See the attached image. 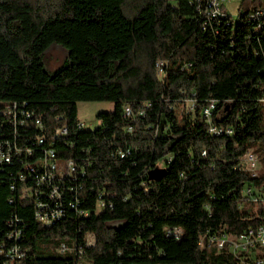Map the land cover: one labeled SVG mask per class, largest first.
Returning <instances> with one entry per match:
<instances>
[{
    "label": "trees",
    "instance_id": "obj_1",
    "mask_svg": "<svg viewBox=\"0 0 264 264\" xmlns=\"http://www.w3.org/2000/svg\"><path fill=\"white\" fill-rule=\"evenodd\" d=\"M257 5L238 0L245 11ZM200 17L192 0H0V146L11 155L0 160V264H236L197 242L206 231L264 222L262 204L245 207L253 202L242 197L238 205L244 183L264 187V15L228 24L212 17L203 26ZM53 41L66 58L49 71L41 52ZM157 60H165L160 75ZM99 99L112 108L95 112L94 127L78 126L76 101ZM209 99V121L230 133L207 131L199 110ZM37 115L43 129L33 125ZM61 126L66 133L52 136ZM39 134L38 146L30 140ZM46 140L83 174L56 182L62 216L43 226L33 212L47 188L34 178L44 170L17 175H27L24 161L41 155ZM12 141L34 154L16 153ZM248 147L259 154L256 175L239 164ZM153 167L162 170L156 177ZM24 187L31 192L21 196ZM97 199L106 205L97 209ZM164 226L181 236H165ZM59 244L70 250L57 252ZM13 245L18 257L5 258Z\"/></svg>",
    "mask_w": 264,
    "mask_h": 264
},
{
    "label": "built area",
    "instance_id": "obj_2",
    "mask_svg": "<svg viewBox=\"0 0 264 264\" xmlns=\"http://www.w3.org/2000/svg\"><path fill=\"white\" fill-rule=\"evenodd\" d=\"M194 3V8L196 13L201 17V25L203 26L210 18L218 17L223 20L224 24H228L231 21H249L254 19H259L262 15H264V0H259V5L254 6V8L249 10H243L237 4L235 5V17L230 16L225 4L228 0H192ZM165 60H157L156 61V73L158 75L161 74L162 69L160 67ZM6 113H9L11 110L14 111L15 105L12 103L11 105L6 106ZM192 107V103L188 105V108ZM213 107V100L209 99L208 102L200 107V114L203 116L204 120L207 121V131L210 133L218 134L220 132L230 133L231 128L227 125H218L213 124L209 121L210 110ZM19 112L24 116L28 115V112L20 109ZM123 115L129 116L133 112L131 109L124 105L122 107ZM137 113H142V109H138ZM33 125L37 128L43 129V123L40 120L39 116H33ZM78 126H83L82 120L78 121ZM128 128V127H127ZM66 133V128L64 126L55 127L52 131V136H61ZM44 136L42 134L35 135L31 138L30 141L34 142L38 146L42 144ZM49 146L46 148L41 147V155H33L34 149L31 145L23 144L22 147L20 145H14L12 141V147L16 153L19 151H23L28 155H33V161L28 163L24 161V167L28 169L27 175H22L18 172V179L29 180L30 177L34 176L32 173L35 168H42L44 172L42 174L37 175L34 178L35 185H40V183L46 179L47 188L46 190H38L40 194V199L34 202V207L38 210L33 212L34 219L43 226H47L53 223L55 220L62 216L61 209L59 206L62 195L61 191H59V186L56 182H59L61 178H65L68 176L74 177L72 172L75 170L76 174H83V169L80 165H74L72 159H62L59 160L54 157L53 149L50 147L51 141H45ZM8 144V142L6 143ZM119 155H122L123 152H119ZM201 154H204V150H201ZM11 155L8 154V149L3 150L0 146V160L8 161L10 160ZM239 164L243 169L249 171L250 175H256L260 166L259 154L251 149L250 147L246 148L239 155ZM33 174V175H32ZM53 176H58L55 179V182L52 181ZM28 178V179H27ZM14 183L9 186L10 189H13ZM31 192L29 187H24L21 189V196L24 193ZM35 191H32L35 194ZM240 195L238 205L240 206L242 203V197L248 201L254 203H260L264 206V187H255L251 185V183H244V185L240 188ZM74 199L67 200V204L70 206L73 205ZM62 205V203H61ZM106 204L101 199H97L95 203V207L101 208ZM109 205V204H107ZM19 231L12 232L9 234V237H12V234L17 237ZM163 233L165 236H171L175 239H178L181 236V229L178 227H163ZM93 242V237L91 234L86 233L84 236V245H91ZM198 246L213 248L215 251H226L230 253L234 259H236V264H264V222L257 224L255 226L248 225L245 228L241 229L237 233H226L221 232L220 234H215L214 232L206 231L201 237L198 239ZM17 247L15 245L11 246L4 252L5 258L11 259L13 257H18ZM70 250L69 247L64 244H59L56 248V251L62 253L64 251ZM79 251V248L77 249ZM2 264H7V262H3Z\"/></svg>",
    "mask_w": 264,
    "mask_h": 264
},
{
    "label": "rangeland",
    "instance_id": "obj_3",
    "mask_svg": "<svg viewBox=\"0 0 264 264\" xmlns=\"http://www.w3.org/2000/svg\"><path fill=\"white\" fill-rule=\"evenodd\" d=\"M238 0H228L225 6L230 13V16L235 17V5L237 4ZM66 58V48L58 43V42H51L49 45L41 52V60L43 66L46 70H52L61 63L64 62ZM113 103L111 100L108 99H99V100H77L76 101V117L78 120H82L84 128H92L97 125L98 120L95 116V112L99 109H111ZM185 107V104H180L179 102L174 105V112L177 117L180 116L181 111ZM262 124L264 128V100H262ZM256 145V143H255ZM161 162V161H159ZM245 207H255V203L248 204L246 202L242 203ZM46 250H52V244L47 243ZM81 264H89L87 260L80 261Z\"/></svg>",
    "mask_w": 264,
    "mask_h": 264
},
{
    "label": "water",
    "instance_id": "obj_4",
    "mask_svg": "<svg viewBox=\"0 0 264 264\" xmlns=\"http://www.w3.org/2000/svg\"><path fill=\"white\" fill-rule=\"evenodd\" d=\"M161 171H162L161 168H159V167H153V168H151L149 170L148 175L150 177H156V176H158L161 173Z\"/></svg>",
    "mask_w": 264,
    "mask_h": 264
},
{
    "label": "crops",
    "instance_id": "obj_5",
    "mask_svg": "<svg viewBox=\"0 0 264 264\" xmlns=\"http://www.w3.org/2000/svg\"><path fill=\"white\" fill-rule=\"evenodd\" d=\"M261 114H262V110H261ZM262 117H263V115H262Z\"/></svg>",
    "mask_w": 264,
    "mask_h": 264
}]
</instances>
